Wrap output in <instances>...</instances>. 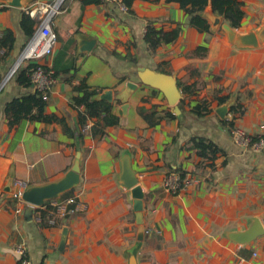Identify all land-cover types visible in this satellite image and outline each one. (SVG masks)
Here are the masks:
<instances>
[{
	"label": "crops",
	"instance_id": "crops-1",
	"mask_svg": "<svg viewBox=\"0 0 264 264\" xmlns=\"http://www.w3.org/2000/svg\"><path fill=\"white\" fill-rule=\"evenodd\" d=\"M38 1L45 0H32L28 6ZM241 1L245 16L236 30L257 29L264 19V0ZM27 7L0 0V32L10 28L16 35L13 50L7 55L0 51V264H17L16 247L22 241L35 264H129L126 250L136 241L138 225L132 191L119 179L126 151L145 193L147 232L139 264H264V233L246 244L226 235L247 229L254 217L264 226V148H243L231 133L240 126L264 137V45L238 46L221 24L214 28L210 22L211 32L199 31L177 2L134 0L133 11L123 12L113 3L66 0L53 24L57 47L45 60L57 75L46 112L64 118L75 133H67L56 121L26 119L11 127L6 103L32 90L19 85L15 75L8 77L29 40L21 28ZM209 8L207 16L216 14ZM148 19L164 29L182 22L183 32L150 54L144 40ZM91 43L88 52L80 49ZM201 44L209 46L208 55H191ZM129 52L139 55L137 64L122 57ZM139 66L174 74L179 83L200 81L199 89L171 105L159 89L141 83L126 110L114 101L120 124L107 127L102 139L88 133L81 140L79 111L85 108L73 105L75 85L86 80L98 89L122 91L137 79ZM202 98L211 101V111L198 117L191 108ZM238 103L243 113L232 110ZM154 105L178 117L149 126L139 109ZM225 105L222 116L218 109ZM193 136L208 137L225 150L215 171L198 166L200 156L187 147ZM79 152L81 182L74 191L87 202V210L60 218L57 226L28 218L29 206L11 197L10 178L32 185L56 181L71 169ZM170 167L186 170L193 179L177 194L164 187Z\"/></svg>",
	"mask_w": 264,
	"mask_h": 264
},
{
	"label": "trees",
	"instance_id": "trees-1",
	"mask_svg": "<svg viewBox=\"0 0 264 264\" xmlns=\"http://www.w3.org/2000/svg\"><path fill=\"white\" fill-rule=\"evenodd\" d=\"M101 0H86V2H100ZM168 2H177L185 10L189 17V24L196 27L202 32H211V23L208 17L205 15V11L209 6L212 7L213 12L221 15L223 19L228 22L233 28L237 29L241 26L243 18L245 16V10L243 8V2L241 0H167ZM134 0H125V3L129 7L128 12H132ZM8 7L4 5L3 8ZM38 20L32 17L26 11L23 13L21 20V28L23 32L29 37L36 31ZM156 19H148L147 27L144 34V40L146 42L147 50L150 54L157 52L160 46L165 44H171L177 41L183 32L184 23L178 22L174 27L169 29H164L158 27L156 24ZM28 42V41H27ZM16 43V35L14 31L10 28H6L0 32V51L4 50L5 55L9 54ZM26 45V44H25ZM209 53V46L207 44H201L195 48L191 53L193 56L205 57ZM119 55V54H117ZM121 56V55H119ZM125 59L131 61L134 64L139 62V55L137 53L129 52L125 56ZM33 64H27L19 68L16 73V80L21 86L30 87L32 90L27 94H22L13 97L8 101L4 108L5 117L11 127L19 124L23 120H36L44 122H61L64 125V129L69 134H74L75 131L68 126L64 118L59 117L55 114H49L46 112L47 101L44 100L41 92L37 90L32 83L31 79V68ZM184 97L181 99L182 102L185 101L186 97L195 93L199 89L200 81L187 82L180 81L179 83ZM75 90L77 94L73 95L72 102L76 107L84 106V110L79 111V121L82 125H86L91 119H94V123L91 125L88 133L94 139H102L107 134V127L120 124L122 122L121 114L116 113L114 110V102L106 99H98L95 96L102 92V89L92 87L87 83L86 80L81 81V83L75 85ZM220 98V101H223ZM211 101L208 98H202L198 100L193 107L191 112L198 116L203 117L210 113ZM242 107L240 103L235 104L232 110L237 111ZM241 113L244 109H240ZM142 117L148 122L149 126H155L161 120L165 118H177L178 115L166 109L163 113L154 105L151 108L140 107L139 109ZM226 122V120H225ZM230 124H234L230 121ZM85 131H78L77 136L82 140L86 134ZM187 147L189 149L195 150L197 155L200 156L201 160L198 163L199 167L208 168L215 171L217 168L216 160L217 158L224 154L225 150L219 146L212 139L205 136H193L189 139ZM224 161L223 163H225ZM171 168V167H170ZM171 170L178 171L184 178L188 175V172L181 168H176ZM74 191V188L63 193V195H69ZM48 212L43 211V221L40 223L47 225ZM48 226V225H47Z\"/></svg>",
	"mask_w": 264,
	"mask_h": 264
},
{
	"label": "water",
	"instance_id": "water-1",
	"mask_svg": "<svg viewBox=\"0 0 264 264\" xmlns=\"http://www.w3.org/2000/svg\"><path fill=\"white\" fill-rule=\"evenodd\" d=\"M32 0H7L8 5L27 7ZM212 11V8H209ZM206 15V14H205ZM207 16V15H206ZM210 22L214 28H218L221 24L222 28L228 35L229 40L241 47L245 46H260L264 45V19L260 26L248 32H239L233 28L229 23L223 22V18L220 15L209 14ZM92 39L91 42H94ZM92 47H80V49L88 52ZM137 79L129 80L126 87L122 91H114L112 88L104 89L95 97L98 99H106L111 102L115 100L123 103V109L126 110L128 102L133 92L141 85V83L150 85L156 89H159L167 98L171 105H176L182 99V90L179 87V82L174 74L166 73L158 69H153L145 66H139L137 69ZM227 105L218 109V112L224 116L227 113ZM122 171L119 179L124 187L131 189L134 198L133 208L136 214L137 222V236L135 243L126 250V257L129 264H139L138 253L141 249L142 242L147 232V226L145 224V193L139 183V174L132 166V155L126 151L122 158ZM81 153L77 154L74 164L71 169L60 179L51 181L45 184L32 185L29 184L23 193V199L34 205H43L47 200L57 198L63 193L77 187L81 182ZM11 187L13 191L14 177L10 178ZM34 209L28 207L26 215L28 218H32ZM264 233V226L261 220L254 217L245 230L229 231L226 235L229 239L241 244H246L259 235ZM65 245V239L62 242V247Z\"/></svg>",
	"mask_w": 264,
	"mask_h": 264
},
{
	"label": "built area",
	"instance_id": "built-area-1",
	"mask_svg": "<svg viewBox=\"0 0 264 264\" xmlns=\"http://www.w3.org/2000/svg\"><path fill=\"white\" fill-rule=\"evenodd\" d=\"M66 0H45L38 1L26 8V12L38 20L36 31L30 37L22 52L9 72L13 76L16 71L27 64H33L31 68V79L33 86L39 90L47 102L50 99L52 89L57 82L56 71L53 66L47 64L45 60L50 58L58 44V34L53 28L55 16L62 10ZM102 2L113 3L123 12H128L129 7L125 0H101ZM1 52H4L1 49ZM90 122L83 126V131L89 132ZM234 142L246 149L261 150L264 148V137L253 136L243 127L234 126L231 130ZM193 179L188 174L182 177L178 171L170 170L167 172L164 180L165 190L172 194L179 193L187 188ZM28 182L23 179L14 180V190L11 197L18 201L26 203L34 209L33 216L37 222L43 221V211L48 212L47 225L57 226L59 219L68 215L87 210L88 204L81 199L78 192L73 191L69 195H60L57 198L47 200L43 205H34L23 199V193L28 186ZM20 211V209H19ZM17 264H35L29 256L26 243L22 241L16 247Z\"/></svg>",
	"mask_w": 264,
	"mask_h": 264
}]
</instances>
